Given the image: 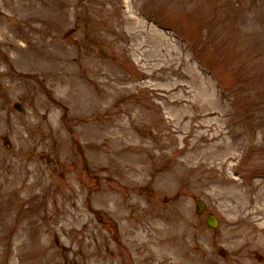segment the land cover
Segmentation results:
<instances>
[{
    "label": "rangeland",
    "instance_id": "obj_1",
    "mask_svg": "<svg viewBox=\"0 0 264 264\" xmlns=\"http://www.w3.org/2000/svg\"><path fill=\"white\" fill-rule=\"evenodd\" d=\"M185 261L264 264V0H0V264Z\"/></svg>",
    "mask_w": 264,
    "mask_h": 264
},
{
    "label": "bare ground",
    "instance_id": "obj_2",
    "mask_svg": "<svg viewBox=\"0 0 264 264\" xmlns=\"http://www.w3.org/2000/svg\"><path fill=\"white\" fill-rule=\"evenodd\" d=\"M161 241V240H160ZM159 241V246L161 245V244H163L162 242H160ZM16 254H20L21 252H19V250H16V251H14ZM22 254V253H21ZM179 255H180V253H179V251H175L174 250V252H171V253H169V254H167L166 256H168V259H170V258H174V260L172 261V262H177L178 260V257H179ZM166 256H162V258H164V257H166ZM184 263H186V261L184 262ZM187 264V263H186ZM189 264H192L191 262L189 263Z\"/></svg>",
    "mask_w": 264,
    "mask_h": 264
},
{
    "label": "water",
    "instance_id": "obj_3",
    "mask_svg": "<svg viewBox=\"0 0 264 264\" xmlns=\"http://www.w3.org/2000/svg\"><path fill=\"white\" fill-rule=\"evenodd\" d=\"M203 209V206L201 205V208H200V211ZM209 222L212 223V224H216V219L215 217L213 216L212 219H209Z\"/></svg>",
    "mask_w": 264,
    "mask_h": 264
}]
</instances>
